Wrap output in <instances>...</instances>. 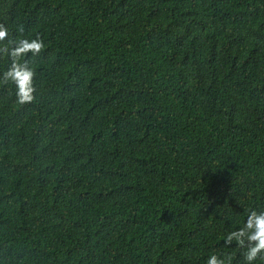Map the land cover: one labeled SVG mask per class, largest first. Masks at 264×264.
<instances>
[{
	"label": "trees",
	"instance_id": "1",
	"mask_svg": "<svg viewBox=\"0 0 264 264\" xmlns=\"http://www.w3.org/2000/svg\"><path fill=\"white\" fill-rule=\"evenodd\" d=\"M0 23L46 45L30 103L0 82V264H247L224 240L264 211V0H0Z\"/></svg>",
	"mask_w": 264,
	"mask_h": 264
},
{
	"label": "clouds",
	"instance_id": "2",
	"mask_svg": "<svg viewBox=\"0 0 264 264\" xmlns=\"http://www.w3.org/2000/svg\"><path fill=\"white\" fill-rule=\"evenodd\" d=\"M18 31L23 32V27H19ZM8 36L7 26L0 23V43L8 41L0 47V55L7 56L11 60L8 69L0 74V82H12L16 87L18 102L30 103L34 99L35 72L26 62L21 63V60L28 54L39 55L46 45L39 34L34 38H21L16 41L8 40ZM233 242L240 248L246 249L243 255L247 264H253L258 258L264 259V211H250L243 226L229 232L225 237V245L230 246ZM230 262L231 257H228L227 264ZM206 264H226V259L213 253L207 258Z\"/></svg>",
	"mask_w": 264,
	"mask_h": 264
}]
</instances>
